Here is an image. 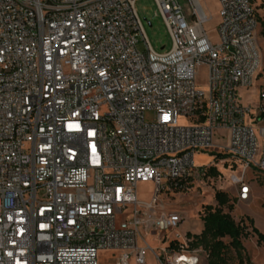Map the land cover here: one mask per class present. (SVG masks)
Wrapping results in <instances>:
<instances>
[{"label": "built area", "instance_id": "1", "mask_svg": "<svg viewBox=\"0 0 264 264\" xmlns=\"http://www.w3.org/2000/svg\"><path fill=\"white\" fill-rule=\"evenodd\" d=\"M136 1L0 0V264H99L103 252L114 264H147L148 253L201 264L198 234L181 233L184 217L162 211L161 194L212 180L201 152L239 166V202L247 174L264 171V84L256 108L240 96L262 68L264 0H218L216 42L202 0H188L190 17L181 0H155L165 53ZM140 183L152 184L147 202ZM171 232L176 249L161 245Z\"/></svg>", "mask_w": 264, "mask_h": 264}, {"label": "rangeland", "instance_id": "2", "mask_svg": "<svg viewBox=\"0 0 264 264\" xmlns=\"http://www.w3.org/2000/svg\"><path fill=\"white\" fill-rule=\"evenodd\" d=\"M181 4L187 17H190L191 8L188 0H181ZM202 7L210 18L205 25L206 31L210 39L216 42L218 40L217 29L219 25L218 0H202ZM136 11L143 24L145 36L153 50L157 53L169 51L172 47L171 37L156 1L137 0ZM258 18L261 20L257 30V44L262 56V68L258 78L255 80L254 87L248 90H241L240 92L242 103L253 108H256L259 104V91L264 84V38L261 34V24L264 23V8L258 9ZM138 49L140 52H145L142 37L139 38ZM198 86L204 91L207 90V70L204 67L201 68L198 74ZM196 164L198 166L215 164L217 169L221 171V175L217 178H212L211 181L193 180L194 184L185 192H176L172 195H168L165 192L161 194V202L159 204L161 210L166 213H178L184 217L183 227L180 229L181 233L186 228H192L191 230L194 234L201 235L204 223L200 218L199 212L203 206L216 205L214 200L215 193L224 191L235 203L232 217L236 222L244 220L247 223L246 218H251L254 220L255 227L264 234V171L254 170L247 174L246 182L251 187V194L247 202H239L237 188L230 181L232 174L239 173V166L232 163L233 170L227 165L225 167L220 161L216 160V154L212 151L199 153L196 156ZM137 190L142 201L147 202L151 199L153 193L152 184L140 183ZM251 231L252 229L250 228L249 232ZM175 235V232L168 233L167 240L161 245H169ZM147 240L153 248H161L160 243L157 242V237H148ZM225 242L228 243L229 240L226 239ZM243 244L246 264H264V248L258 244L256 235L251 234L245 238ZM192 249L199 254L201 264H208V254L202 246L192 245ZM231 256L230 264H237L238 259L235 254L232 253ZM99 264H113V262L109 261V254H103L99 258ZM131 264H134V262L132 261ZM147 264H157L152 253L147 255Z\"/></svg>", "mask_w": 264, "mask_h": 264}, {"label": "trees", "instance_id": "3", "mask_svg": "<svg viewBox=\"0 0 264 264\" xmlns=\"http://www.w3.org/2000/svg\"><path fill=\"white\" fill-rule=\"evenodd\" d=\"M261 8H264V4H261ZM261 19L259 18V21ZM262 26V36L264 38V23ZM225 157L221 154L216 156V160L220 161ZM227 165V163H226ZM221 175V172L215 167H212L207 172L206 177L209 179L217 178ZM189 186L187 184H181L176 192L188 191ZM216 205L203 206L199 212L200 218L204 223V228L201 235L196 237L194 245L202 246L208 254V264H230L232 260L231 254L234 253L238 259L237 264H246L244 259L245 247L243 240L249 237L251 234L256 235L258 244L264 248V234L260 232L254 225V220L246 218L247 223L244 220L236 222L232 217V212L235 209V203L231 200L228 194L224 191H217L214 196ZM252 229L249 232V229ZM229 242L226 243L225 240ZM170 249L177 248V242L170 244Z\"/></svg>", "mask_w": 264, "mask_h": 264}, {"label": "crops", "instance_id": "4", "mask_svg": "<svg viewBox=\"0 0 264 264\" xmlns=\"http://www.w3.org/2000/svg\"><path fill=\"white\" fill-rule=\"evenodd\" d=\"M237 197H238V191H237ZM183 226H181V228H182ZM203 228H204V226H203ZM192 228H186L185 229V231L183 232V233H185V232H191L192 230H191ZM202 231H203V229H202ZM199 233H201L200 231H199ZM103 254H109V261L110 262H113V257H114V255H115V253H108V252H103V253H101L100 254V256H102ZM132 262V261H131ZM113 264H114V262H113ZM131 264V263H130Z\"/></svg>", "mask_w": 264, "mask_h": 264}, {"label": "water", "instance_id": "5", "mask_svg": "<svg viewBox=\"0 0 264 264\" xmlns=\"http://www.w3.org/2000/svg\"><path fill=\"white\" fill-rule=\"evenodd\" d=\"M151 25V24H150Z\"/></svg>", "mask_w": 264, "mask_h": 264}]
</instances>
